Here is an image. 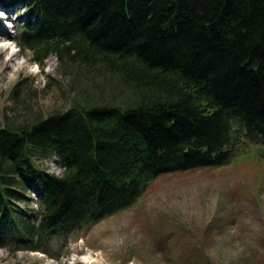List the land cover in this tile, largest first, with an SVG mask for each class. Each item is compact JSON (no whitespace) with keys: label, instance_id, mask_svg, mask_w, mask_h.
<instances>
[{"label":"trees","instance_id":"trees-1","mask_svg":"<svg viewBox=\"0 0 264 264\" xmlns=\"http://www.w3.org/2000/svg\"><path fill=\"white\" fill-rule=\"evenodd\" d=\"M19 2L20 49L102 67L130 94L0 128V248L45 249L131 207L158 177L227 166L244 137L264 138V0H0V10ZM51 159L61 175L39 166ZM31 194L33 213L21 207Z\"/></svg>","mask_w":264,"mask_h":264},{"label":"rangeland","instance_id":"rangeland-1","mask_svg":"<svg viewBox=\"0 0 264 264\" xmlns=\"http://www.w3.org/2000/svg\"><path fill=\"white\" fill-rule=\"evenodd\" d=\"M28 19L20 2L0 10V128L130 94L102 67L20 49L13 39ZM39 166L63 172L54 159ZM28 198L21 207L33 213L36 196ZM0 264H264V138L244 137L227 166L158 177L131 207L45 249L0 248Z\"/></svg>","mask_w":264,"mask_h":264},{"label":"bare ground","instance_id":"bare-ground-1","mask_svg":"<svg viewBox=\"0 0 264 264\" xmlns=\"http://www.w3.org/2000/svg\"><path fill=\"white\" fill-rule=\"evenodd\" d=\"M0 41H6V39H5V36H2L1 38H0ZM12 59V58H11ZM10 59V60H11Z\"/></svg>","mask_w":264,"mask_h":264}]
</instances>
